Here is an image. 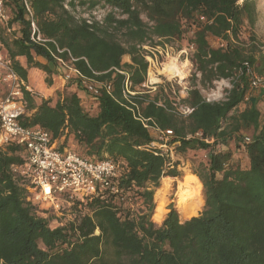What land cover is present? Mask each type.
<instances>
[{"label":"trees","instance_id":"trees-1","mask_svg":"<svg viewBox=\"0 0 264 264\" xmlns=\"http://www.w3.org/2000/svg\"><path fill=\"white\" fill-rule=\"evenodd\" d=\"M24 2L43 41L31 39ZM6 3L14 29L0 28V41L23 79L27 67L49 74L58 58H72L85 78L102 85L96 99L91 96L98 103L96 114L75 91L36 103L23 90L29 113L22 124L38 125L54 138L64 136L65 143L71 136L81 157L121 159L125 170L85 200L74 201L73 220L51 228L26 202V189L12 171L22 163L20 148L0 151V264H264V86L255 89L250 83L252 74L264 80V45L254 32L257 0ZM78 6L100 7L105 14L100 20L77 17ZM184 37L193 46L188 59L199 74L180 98L193 108L186 116L178 113L176 94L171 96L164 85L154 92L143 88L148 71L144 46ZM209 37L219 44L211 45ZM17 55L26 57L27 67ZM123 56L129 61L123 62ZM125 79L131 90L142 88L128 99L122 93ZM220 79L230 84L224 97L207 100L199 86L212 88ZM46 82L51 83L48 76ZM167 129L171 134L165 139ZM231 142L243 151L244 164L232 159ZM153 143L177 153L206 152V159L193 161L191 169L201 181L196 207L204 200L198 215L181 211L191 216L181 219L169 204L162 221L152 220L161 179L179 175L178 163Z\"/></svg>","mask_w":264,"mask_h":264},{"label":"built area","instance_id":"built-area-1","mask_svg":"<svg viewBox=\"0 0 264 264\" xmlns=\"http://www.w3.org/2000/svg\"><path fill=\"white\" fill-rule=\"evenodd\" d=\"M8 0H0V28L10 32L9 21L12 12L7 6ZM27 16L30 18L31 39L43 41L33 20L32 11L26 2ZM67 8V5L64 4ZM193 49V46H190ZM148 68L154 61L147 57ZM157 61V60H156ZM60 75L71 86L79 87L96 99L102 87L91 79L85 78L73 65L72 58L63 60L58 58ZM121 72V71H120ZM0 83L5 86L6 94L0 98V151L9 146L20 148L22 163L13 165L12 171L21 186L26 189V202L39 208H45V214L52 210L54 217L49 221L51 228L62 226L73 220L76 210L72 208L74 201H83L87 196L100 190L107 180L118 178L125 170V163L121 159H95L81 157L73 147L64 142V136L54 138L46 129L36 126H26L21 122L22 116L28 114L27 103L23 90L35 95L29 84L14 70L12 60L0 41ZM251 86L255 89L264 86L262 77L252 74ZM146 81L143 83V87ZM122 93L125 98L140 92L130 89L128 79L124 80ZM106 91L111 88L104 85ZM158 105H163L157 102ZM182 116L188 115L193 108L187 104L176 107ZM171 130H165L163 135L168 137ZM80 207V206H79ZM67 212L68 220L62 221L60 216ZM43 216L47 218V216ZM49 219V218H47ZM54 225L52 226L51 224Z\"/></svg>","mask_w":264,"mask_h":264},{"label":"rangeland","instance_id":"rangeland-1","mask_svg":"<svg viewBox=\"0 0 264 264\" xmlns=\"http://www.w3.org/2000/svg\"><path fill=\"white\" fill-rule=\"evenodd\" d=\"M257 4H258L259 16H258L257 22L254 27V32L257 35L259 41L264 45V0H257ZM73 14H75L77 17H85L89 19L95 18L97 20H100L105 14V9H102L99 7V8H94L92 10H89V9H85L82 6H78L73 11ZM209 42L213 46H217L219 44V40L213 37H209ZM144 49L147 50L148 52L146 53V56L151 57L154 61L151 62V66L150 68H148L146 85L143 88L149 89L150 91L154 92L157 90L156 86L159 84H162L165 86L164 90L168 92L171 91L170 92L171 96L176 94L174 96L176 98L175 99L176 107L183 105L184 103L181 102L180 98L185 97L187 95V91L193 81L192 78L195 73V69L192 63L190 62V60L188 59V54L190 50H193V49H191V47H189V45L187 44L186 37L180 40L176 39V40H171L170 42H165L163 45H154V46L145 45ZM171 59H176L178 61L179 69H181L182 73H184V77L180 78L178 75L176 76L174 74L166 72L165 64L169 62ZM122 60H125V61L128 60V56L123 57ZM195 74L199 76L198 73H195ZM46 78L47 77H45V79L40 78V81H43V83H47ZM166 83L170 85L166 86ZM229 86L230 84L227 79H220L213 83L212 88L205 89V88H201V86H199V88H200L202 95L207 100H218L224 97V90L225 88ZM169 87L171 88V90L168 89ZM136 89L139 90L142 88L137 87ZM5 94H6L5 86L4 87L0 86V98L4 97ZM82 101H83L82 104L85 107H87L88 105L87 99L83 98ZM260 107H262V105ZM153 133H156V131H153ZM66 143L69 146L73 147L74 150L78 149V145L73 141L71 136L68 138ZM153 144L157 145L158 147L163 148L164 152L166 153L168 152L171 162L175 161L178 163L177 170L179 171V175L175 177L165 176L160 181V187H162L163 185L162 183L164 182V180H166V183H167V186L164 187L165 193L163 195L165 213L167 212V207L169 206V204H173L177 208L181 219H185L191 216L198 215L204 203V200H203L199 202L196 207V203H197V200L200 194V189H201L200 187L201 181L199 180L198 187L195 188L189 196V199L191 200V205H194L196 211L192 212V207L186 208V209L184 208L185 213L192 214L191 216H188V217H185L180 210L181 208H183V205H184L183 202H181L180 200L184 196V192L186 189L182 185L181 182H182L183 177L195 175L191 171V169L193 168V161L196 160V162H198L199 160H205L206 152L204 150H189L187 153H177L175 152L173 148L167 147L166 144H162V145L158 143H153ZM230 148L233 152L232 159L244 164L246 162V159H245L243 151L236 150L234 148L233 142L230 143ZM156 193H157V190L154 194L155 205L157 202V199L155 200ZM43 206H45V204ZM43 206L39 208V210H43V211H39V214H41L42 216H45L46 215L44 211L45 208ZM46 216L47 218H49L48 220L50 221L54 217V215L52 214V210L48 211V214ZM60 219L62 221L68 220L67 212H63V215L60 216ZM152 220H153V217H152ZM153 221L157 223L160 222L157 220H153ZM51 225L53 226L54 223Z\"/></svg>","mask_w":264,"mask_h":264},{"label":"crops","instance_id":"crops-1","mask_svg":"<svg viewBox=\"0 0 264 264\" xmlns=\"http://www.w3.org/2000/svg\"><path fill=\"white\" fill-rule=\"evenodd\" d=\"M126 57V56H123ZM34 58L40 62H45V59L41 56L34 55ZM15 59L18 60L19 64L23 67H27L26 65V57L23 55H17L15 56ZM123 59V58H122ZM125 62V60H122ZM127 62L129 61L126 60ZM27 76L24 79L29 86L32 87V89L35 92L34 100L36 103H39L42 99L51 98L53 101L56 100L58 97V94H62L64 90H71L75 91L78 96L81 99V103H83L82 99H87L88 105L87 109L89 108L91 113L96 114L98 111V103L97 101H94L92 97L86 93L83 89H77L74 86H71L69 83L65 82V80L62 79V76L60 75V70L57 67L54 68V70L47 74L45 71L37 68V67H27ZM50 78L51 83H43V81H40V78L47 77ZM0 86L4 85L0 83Z\"/></svg>","mask_w":264,"mask_h":264},{"label":"bare ground","instance_id":"bare-ground-1","mask_svg":"<svg viewBox=\"0 0 264 264\" xmlns=\"http://www.w3.org/2000/svg\"><path fill=\"white\" fill-rule=\"evenodd\" d=\"M178 65L179 63L176 59H171L169 62L165 64V70L167 73H171L176 76L178 75L180 78H182L184 77V73H182V70L179 69ZM181 183L186 189L184 192V196L180 200L184 204L183 208H181L180 210L184 212V208L186 209L192 207V212H195L196 211L195 207L194 205H191V200L189 199V196L191 192L198 187L199 179L195 175H191V176L183 177ZM162 184H163L162 187H159L157 189V193L155 195V200L157 199V202L152 216L153 220H157V221L163 219V215L165 213L163 195L165 193L164 187L167 186L166 180H164Z\"/></svg>","mask_w":264,"mask_h":264}]
</instances>
